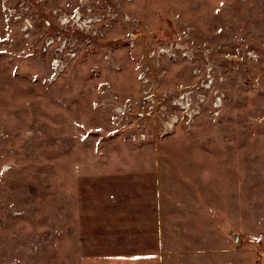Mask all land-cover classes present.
<instances>
[{"label": "rangeland", "instance_id": "374dc122", "mask_svg": "<svg viewBox=\"0 0 264 264\" xmlns=\"http://www.w3.org/2000/svg\"><path fill=\"white\" fill-rule=\"evenodd\" d=\"M263 253L264 0H0V264Z\"/></svg>", "mask_w": 264, "mask_h": 264}, {"label": "built area", "instance_id": "2783aa9c", "mask_svg": "<svg viewBox=\"0 0 264 264\" xmlns=\"http://www.w3.org/2000/svg\"><path fill=\"white\" fill-rule=\"evenodd\" d=\"M46 43V47H50L52 44H53V41L52 40H49ZM55 51L57 52L55 57L52 59L51 61V64H50V80L54 81L58 78L59 74L61 73L62 69L63 68V65H62V59L59 55V53L61 54V48H56ZM251 55V54H250ZM128 107L127 104L124 105L123 108H126Z\"/></svg>", "mask_w": 264, "mask_h": 264}, {"label": "crops", "instance_id": "0c3cea01", "mask_svg": "<svg viewBox=\"0 0 264 264\" xmlns=\"http://www.w3.org/2000/svg\"><path fill=\"white\" fill-rule=\"evenodd\" d=\"M153 259V258H149L148 260ZM120 263L117 264H141L142 260L140 259V257H136V256H128V257H123L119 259ZM260 264H264V253L262 254V260Z\"/></svg>", "mask_w": 264, "mask_h": 264}]
</instances>
